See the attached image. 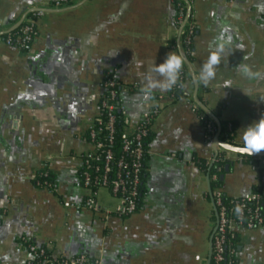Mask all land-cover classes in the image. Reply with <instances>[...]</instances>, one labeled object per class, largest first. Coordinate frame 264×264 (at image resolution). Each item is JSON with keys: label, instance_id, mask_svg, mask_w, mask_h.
<instances>
[{"label": "crops", "instance_id": "obj_1", "mask_svg": "<svg viewBox=\"0 0 264 264\" xmlns=\"http://www.w3.org/2000/svg\"><path fill=\"white\" fill-rule=\"evenodd\" d=\"M53 2L0 0V34L11 19L45 9L28 51L0 38V264H25L32 255L29 242L56 255L85 254L100 264H206L209 178L194 157L211 164L214 151L191 104L195 83L188 68L181 97L157 90L145 100L140 91L149 69L179 52L173 46L181 34L174 0H73L61 8ZM259 2L191 0L194 75L221 28H231V49L207 87L196 83V96L212 112L222 104L219 119L234 124L238 146L243 127L264 116V80H249L236 69L247 63L264 71ZM107 74L121 87L125 130L143 112L160 109L150 127L140 206L123 217L99 189L101 209L84 208L87 190L78 179L80 157L90 146L85 134L98 113ZM218 151L232 162L221 191L239 197L262 181L264 156L247 161ZM44 166L55 174L56 193L33 181ZM236 234L237 264H264V226L238 227Z\"/></svg>", "mask_w": 264, "mask_h": 264}, {"label": "built area", "instance_id": "obj_2", "mask_svg": "<svg viewBox=\"0 0 264 264\" xmlns=\"http://www.w3.org/2000/svg\"><path fill=\"white\" fill-rule=\"evenodd\" d=\"M68 0H55L53 7L61 8L67 5ZM34 16L25 15L22 28L24 34L22 42L31 41V34L37 35V20L43 14V9L31 10ZM22 22V23H23ZM176 23L180 27L184 23L182 16L176 18ZM185 24V23H184ZM192 32V31H190ZM189 42V39L184 40ZM9 44L10 41H7ZM113 74H107L104 79L103 87L108 89L106 95L102 94L98 104V113L87 130L86 140L89 142V149L80 157V169H82V186L86 188L87 195L83 198V207L94 211L101 209L100 203L96 199L98 189L104 188L115 199L113 212L118 216H127L135 212L139 204L140 195V173L143 167V138L150 130L151 124L158 116L160 109L153 108L141 114L138 122L131 131L123 130L121 133V150L123 154L115 157L112 150L113 133L115 131L114 123L116 115L115 109L121 113L124 122L126 115V106L120 99L121 87L116 91L118 85ZM162 97V96H160ZM195 110L197 104L191 101ZM104 113V114H103ZM205 127L204 137L207 141L213 142L216 134V127L208 122ZM230 129V125L228 126ZM104 136L101 138V136ZM226 135V133H225ZM221 140V135L219 134ZM226 142V141H225ZM233 144V143H232ZM221 190L219 188L213 191L214 200L211 202L212 208L216 207V220L211 229V259L209 264H237L234 257L237 251L234 248H227V240L236 234L238 227L248 229L264 226V214L260 212V196L252 190L234 197L233 207L241 205L243 211L229 217L227 207L221 201ZM63 205L69 207L72 204L64 201ZM210 232V234H211ZM33 244L29 246L30 251L36 254H45L44 248H39ZM51 252L52 250L49 249ZM54 254V253H53ZM52 256L48 258V264H91L87 255L77 254L73 256ZM93 264H100L99 260L94 259Z\"/></svg>", "mask_w": 264, "mask_h": 264}, {"label": "trees", "instance_id": "obj_3", "mask_svg": "<svg viewBox=\"0 0 264 264\" xmlns=\"http://www.w3.org/2000/svg\"><path fill=\"white\" fill-rule=\"evenodd\" d=\"M55 1V0H54ZM54 3V2H53ZM52 3V4H53ZM175 3V9H176V18L182 16V18L184 19L186 16V12L188 10V3L190 5V15L187 19V21L185 22V24L183 25L182 29H181V34H180V42L178 44L173 43L174 48H179V52H177V54H183V56L185 57V64L184 67L182 69V72L180 74V80L177 84V86L173 87L170 90V94L175 97H181L183 96V85H184V81L186 79V77L188 76V65L190 64V62L193 61V38L196 34V28L193 25V23L191 22V0H174ZM73 4V0H68L67 1V5ZM24 15H28V16H34V12L29 11L27 13H25ZM23 16V14H22ZM20 18V17H19ZM19 18H14L11 19L8 22V25L10 26V28L8 30H6L5 32L0 34V38L4 41H10V43L14 46H18L20 49L24 50V51H28L31 48V45L33 43V41L35 40L36 36L38 35H34L31 34V41H27V42H22L24 34L22 33V28L24 26V22L21 23L19 26L14 27V25L20 20ZM178 26L180 27V24L178 23ZM192 31V32H190ZM22 39V40H21ZM189 39V42H185L184 40ZM103 84H104V80H103ZM116 91L119 90V84L115 86ZM103 94L106 95L108 92L107 88L103 87ZM197 99L203 104L204 102L197 96ZM197 104V103H196ZM206 106V105H205ZM207 107V106H206ZM222 108V104L218 105V110L216 112H212L216 118L219 120L220 122V135H221V140L222 141H226L229 143H233V130H234V124H232L231 122H226L223 120L219 119L220 113L219 111ZM196 113L198 114L199 118L201 119L202 123L204 125H206L208 122H211L217 130V125L215 123V121L197 104V107L195 108ZM114 113L116 115V120L114 123V127H115V131L113 133V143H112V150L113 153L115 155L116 158H118L119 156H121L123 154L122 150H121V133L124 130V122H123V118L121 116V113L118 111V109L114 110ZM104 114V113H103ZM230 125V129H228V126ZM217 132V131H216ZM226 133V135H225ZM87 132L85 134V136H87ZM151 133L150 130H148V133L146 134V136L143 138V149H144V155H143V167H142V171L140 173V195H139V204H138V208L140 206V197H141V189H142V176H143V169H144V163H145V157H146V152H147V144L148 141L150 139ZM104 136L102 135L101 138H103ZM242 156V158H244L247 161H252L253 160V156H249V155H245V154H240ZM194 161L196 163V165L198 166V168H200L202 171H204L208 178H209V187H210V191L208 193V197L210 199V201L212 202L214 200V195H213V189L214 188H219L222 185V180L221 176L224 177V174L226 171L225 167L231 166L232 162L226 158L225 153L224 152H218V154L213 158L212 163L210 164L209 162H207L206 160L199 158V157H194ZM262 181L258 184L255 185L252 188V191L255 193H258L260 196V212L262 214H264V173L262 174ZM82 169L79 168L78 170V179L80 184L82 185ZM34 183L40 187V188H47L50 191L56 193V177L55 174L52 172L51 169H49L48 167H42L40 169H38L35 173V176L33 178ZM221 201L223 203V205H225L227 207V213L229 217H233L235 215L234 212V207H233V200L234 197H231L229 195H227L225 192H221ZM84 202V199L82 200V204ZM137 208V209H138ZM216 211L217 208L214 207L212 208V216L214 217V219L216 220ZM33 245V242H29V246ZM234 248L237 251V234H235L233 237L228 238L227 240V248ZM39 248H44L45 249V254L43 255H39L36 254L34 251H30L31 252V257L27 260V262L25 264H48L47 260L48 258H51L52 256H56L58 257V259L60 258V255H56L53 254V252H51L45 245H40L37 249V251L39 250ZM88 261L93 264V260L95 258L93 257H89L87 256ZM234 261L238 262V257L235 256L234 257ZM55 264V263H54Z\"/></svg>", "mask_w": 264, "mask_h": 264}, {"label": "clouds", "instance_id": "obj_4", "mask_svg": "<svg viewBox=\"0 0 264 264\" xmlns=\"http://www.w3.org/2000/svg\"><path fill=\"white\" fill-rule=\"evenodd\" d=\"M31 0H29V3ZM259 13H264V0L256 4ZM233 44L231 28L224 26L219 34L214 38L213 46L210 47L209 55L203 62L199 74L195 75V82L208 86L216 78L217 67L221 64L222 55L226 50H230ZM237 48L243 49L242 45ZM248 57L245 56L244 60ZM185 64L183 54L170 52L166 59L149 69L145 76V83L141 88V94L145 100L153 98V93L157 90L168 91L177 86L180 80V74ZM239 74H242L249 80H264V71L253 70V67L247 63H240L236 67ZM242 154L252 156L264 151V116L254 121L250 125L243 127L241 133ZM243 211L241 205L237 204L234 208L236 214Z\"/></svg>", "mask_w": 264, "mask_h": 264}, {"label": "water", "instance_id": "obj_5", "mask_svg": "<svg viewBox=\"0 0 264 264\" xmlns=\"http://www.w3.org/2000/svg\"><path fill=\"white\" fill-rule=\"evenodd\" d=\"M35 9H39V8H35ZM44 11H45V9H44ZM189 15H190V5L188 3V10H187L186 16L184 18V23L187 21ZM24 16L25 15L22 16L21 20L14 27L19 26L23 22ZM184 23H183V25H184ZM183 25L180 27V33H181V29H182ZM188 67H189L191 76H192L193 81H194L195 86H196V90H195L194 96H193L194 97V101L215 121V123L217 125V132H216V134L214 136V140L212 142V147H213V151H214V157L219 152L218 151V148H222L225 151L235 152L237 154H242V146H238V145H235V144H232V143H229V142H225V141H222V140L219 139L218 136H219V133H220V122L216 118V116L212 113V111L208 107H206L205 105H203L197 99V96H196L197 85H196V82H195V75H194L192 66L189 64ZM252 156H261V157H263L264 156V151H261L259 153H256V154H254ZM225 170H228V166L225 167ZM222 178H223V176H221V179ZM209 191H210V187H209ZM213 231H214V229H213ZM213 231L211 232L210 237H209V249H208L206 264H209L210 263V259H211V252H212L211 239H212V233H213Z\"/></svg>", "mask_w": 264, "mask_h": 264}, {"label": "rangeland", "instance_id": "obj_6", "mask_svg": "<svg viewBox=\"0 0 264 264\" xmlns=\"http://www.w3.org/2000/svg\"><path fill=\"white\" fill-rule=\"evenodd\" d=\"M99 193L102 195H105V197L107 198L106 199L107 202L109 201V204H113V203L115 204V202H116L115 199L111 195H109V192L106 189H104V188L99 189ZM210 220H211V229H212V227L214 226V223H215V219L213 216H210Z\"/></svg>", "mask_w": 264, "mask_h": 264}]
</instances>
